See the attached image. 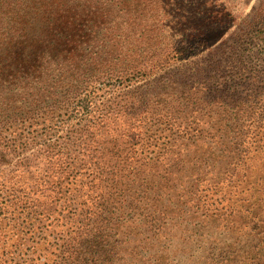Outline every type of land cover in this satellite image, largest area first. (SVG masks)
Wrapping results in <instances>:
<instances>
[{"label": "trees", "instance_id": "trees-1", "mask_svg": "<svg viewBox=\"0 0 264 264\" xmlns=\"http://www.w3.org/2000/svg\"><path fill=\"white\" fill-rule=\"evenodd\" d=\"M210 2L0 0V264H264V80Z\"/></svg>", "mask_w": 264, "mask_h": 264}, {"label": "rangeland", "instance_id": "rangeland-1", "mask_svg": "<svg viewBox=\"0 0 264 264\" xmlns=\"http://www.w3.org/2000/svg\"><path fill=\"white\" fill-rule=\"evenodd\" d=\"M210 1V0H209ZM264 0H211V11H221L229 14L231 22L234 24L223 29H211L209 23V45L213 43L212 50L224 51L221 55L213 58L215 61L223 63L235 62L241 68V73H244L245 80H242V87H248L249 78L258 76L264 80V25H257V21L253 18L254 9ZM215 13V12H214ZM263 22V21H262ZM232 50H238L239 55L231 54ZM253 70L254 73H248ZM247 72V73H246ZM223 75H229L231 81L240 76L228 69ZM213 77L220 81V74H212ZM213 82V79H209ZM222 80V77H221ZM234 85V84H232ZM135 84H132L134 87ZM241 87V88H242ZM101 91L100 94H104ZM211 94H209V108H217L212 105ZM213 123L209 120V124ZM211 139H209L210 141Z\"/></svg>", "mask_w": 264, "mask_h": 264}]
</instances>
